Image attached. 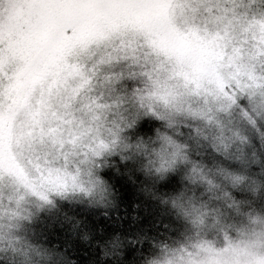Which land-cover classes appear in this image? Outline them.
Listing matches in <instances>:
<instances>
[{"label":"clouds","instance_id":"9594fccd","mask_svg":"<svg viewBox=\"0 0 264 264\" xmlns=\"http://www.w3.org/2000/svg\"><path fill=\"white\" fill-rule=\"evenodd\" d=\"M30 2L0 32V264H264V0Z\"/></svg>","mask_w":264,"mask_h":264},{"label":"rangeland","instance_id":"374dc122","mask_svg":"<svg viewBox=\"0 0 264 264\" xmlns=\"http://www.w3.org/2000/svg\"><path fill=\"white\" fill-rule=\"evenodd\" d=\"M0 32L9 35L17 33L24 25L28 24L34 14L30 0H25L17 10L10 11L9 7L15 5L18 0H1Z\"/></svg>","mask_w":264,"mask_h":264},{"label":"trees","instance_id":"16d2710c","mask_svg":"<svg viewBox=\"0 0 264 264\" xmlns=\"http://www.w3.org/2000/svg\"><path fill=\"white\" fill-rule=\"evenodd\" d=\"M1 1V0H0ZM25 0H18V2L13 6L11 5L9 7L10 11L17 10L18 6L22 4ZM28 1V0H27ZM0 11H1V2H0ZM238 126L241 127V129L245 132L246 135H249L250 138L253 140V143H255V132H250L247 125L243 121L238 120ZM227 163V162H226Z\"/></svg>","mask_w":264,"mask_h":264},{"label":"snow or ice","instance_id":"6c2138e0","mask_svg":"<svg viewBox=\"0 0 264 264\" xmlns=\"http://www.w3.org/2000/svg\"><path fill=\"white\" fill-rule=\"evenodd\" d=\"M237 179H238V177H237Z\"/></svg>","mask_w":264,"mask_h":264}]
</instances>
